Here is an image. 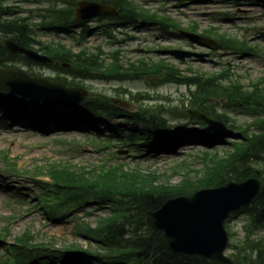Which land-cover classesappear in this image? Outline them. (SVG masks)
Returning <instances> with one entry per match:
<instances>
[{
	"label": "trees",
	"instance_id": "16d2710c",
	"mask_svg": "<svg viewBox=\"0 0 264 264\" xmlns=\"http://www.w3.org/2000/svg\"><path fill=\"white\" fill-rule=\"evenodd\" d=\"M5 1L0 0V67L11 68L13 57L5 49L3 39L11 38L26 48H32L37 41L33 37L32 15H21L18 8L5 5ZM77 1L64 0V9H51L48 19L41 21L40 28L70 34L76 26L72 12ZM94 1L107 3L121 10V14L124 13L119 15L122 22L135 16L145 21L175 25L171 19L151 13L133 0ZM189 29L195 31V27ZM202 34L214 37L219 48L239 53L255 52L246 40L219 33L213 28L205 29ZM36 50L59 63H69L67 71L74 77L81 75L83 78L114 77L132 80L151 76L154 78L152 85L177 83L194 86V90H189V105L180 114L181 118L196 122L197 120L188 114L189 108L195 109L222 121L229 128H235L239 136L232 141H226L225 135L195 137L204 144L225 145L224 154L218 156V153H212L211 156L207 151L201 152L197 157L201 159L202 166L185 168L181 181L174 185L164 177H159L161 174L156 175L152 171L137 173L135 170L124 169L120 164L102 165L92 171L70 165V162L61 166L49 165L44 169L49 178L48 182L34 179L39 187L34 195V207H40L48 218L64 217L66 213L85 207L86 203L94 204L95 209H104L106 212L103 216H97L95 225L83 222L80 217L81 222L76 223L74 227L76 234L88 242L89 249L82 248L77 243H70L61 249L54 248L49 241L36 244L32 234L26 229L14 238L12 245L7 246L6 252L9 255L5 256L6 263H39L42 254L40 252H43L47 256H53L58 264L72 261L78 255L96 264H211L172 255L162 234L146 224V213L159 208L168 197L190 195L200 188L218 186L228 180L240 181L256 176V172H259L263 178L261 190L252 204L242 211L247 215L248 239L246 243L241 242L245 244L243 246H240V243L238 247L234 244L231 247L235 249L232 253L234 264H264V240L256 237L255 243L253 237H250L255 235L264 223V86L260 80L250 82V88L246 89L247 87L243 88L239 82H225L222 78L224 70L220 75L184 76L176 66L164 60L133 64L128 68H123L118 63L101 66L94 55L83 50L77 54L72 53L59 42L39 43ZM0 102L8 105L10 110L16 109L19 113L28 114L31 119L44 116L48 108L46 104L12 96L2 87ZM220 103L223 107L245 109L255 115L252 121L254 129L249 131L248 127L229 124L227 115L219 113L216 109ZM163 110L142 108L133 113L126 112L114 105L106 95L100 94L96 99L84 100L67 115L56 120L58 127L76 126L91 129L93 125L100 124L107 130L103 136L94 130L96 135L92 138L95 140L92 143L97 142L98 148L117 141L121 145L132 146L135 152L141 153L147 147L165 143L170 147L177 142V138L171 135L170 127L166 124L167 118L162 114ZM120 117L127 121V127L122 126L120 129L118 123L106 121L112 118L121 119ZM197 123L202 125L201 122ZM120 131L125 135L119 134ZM212 141L213 143H210ZM35 172L43 173L39 169ZM192 173H196L198 177H189L188 174ZM2 232L7 233V229H2Z\"/></svg>",
	"mask_w": 264,
	"mask_h": 264
},
{
	"label": "rangeland",
	"instance_id": "374dc122",
	"mask_svg": "<svg viewBox=\"0 0 264 264\" xmlns=\"http://www.w3.org/2000/svg\"><path fill=\"white\" fill-rule=\"evenodd\" d=\"M45 1L8 0L7 3L17 5L22 11L32 10L34 14L36 7L49 5ZM133 1L151 13H161L173 18L182 28H187L191 23H195L197 32H202L211 26L218 32L243 38L251 46H256L258 53L238 54L193 44L179 35L177 31L156 24L136 22L134 21L135 17H132L125 27H115L113 23L109 24L108 16H104L103 24H108L113 43L105 42L107 37L101 34L102 28L98 27L99 21L96 17L89 22L88 26L92 30L87 33L82 44L87 47L88 53L97 55V62L101 66L113 62L110 53L118 51L117 60L124 66H128L130 63L136 64L139 59L142 63H151L162 58L167 63L176 66L180 74L184 76L200 74L206 76L225 69V75L222 76L225 82H229V80L239 82L243 88L249 89L251 81L262 80L264 86V54H262L264 52V0ZM33 19L35 20L33 23L39 20L37 17H33ZM34 34L40 41L39 43L59 41L64 43V46H70L75 52L79 48L72 42V39L65 36H56L38 28L35 29ZM99 46L100 48L97 50L96 48ZM36 47L37 45L34 44V48ZM166 49L191 51L199 56L195 55L178 61L157 52ZM100 50L102 52L98 54L97 52ZM18 57L15 56L14 67L29 75L34 74L55 81L57 74H60V76L66 77L67 81L71 79L62 71L58 72L45 64L31 62L28 64ZM151 80L153 79L149 76L141 80L115 79L114 77L109 80L76 78V82L81 83L87 89L88 96L86 97L106 94L110 100L112 99V103L120 105L127 112H135L142 108L164 109L162 114L167 118L166 124L171 127L172 134L183 139L186 138L185 140L181 139L179 144L171 150L157 149L152 146L137 153L132 146H124L117 141L98 148L97 142L96 144L92 143L94 140L92 138L95 136L92 131H102L101 135H104L107 128L101 125L92 126V130L76 126L57 127L58 125L54 121L55 116L61 117L67 111L62 106L49 105L45 116L40 120L30 122L23 119L22 123L7 121L8 115L3 114L0 108V230L3 227L7 229L5 236L0 239V260H3L7 255L4 245L11 244L12 240L25 229L32 234L33 242L36 244L40 241H49L51 246L61 249L70 243H77L82 248L89 249L88 242L76 234L74 227L76 223L81 222L80 217L83 222L95 225L97 216L105 214L104 209L97 210L94 204L86 203L85 207L80 210H74L66 213L64 217L49 220L40 207H33L36 202L34 195L38 192L39 187L32 180L34 177L40 181L48 179L44 169L49 165L61 166L70 162V165L92 171L102 165L120 164L124 169L135 170L137 173L152 171L153 174H161L159 177H164L174 185L181 181L185 168L189 166L200 168L202 166L201 159L198 158L202 151H208L211 156L215 151L218 156L224 154L225 145L217 143L215 147L189 137H194L195 134L209 135L199 133L200 130L194 132L192 129L200 126L198 121L183 120L180 115L189 105L190 94L188 91L194 90L195 87L174 83H158L153 86ZM223 106L220 103L216 109L219 113L227 115L229 124H233L235 127H248L249 131L254 129L252 121L255 119V115H251L245 109ZM107 122L118 123L120 129L127 127L128 124L124 118H112ZM85 134L89 136H84ZM119 134L125 135L121 131ZM225 135L227 141H232L239 136V133L235 128H230ZM11 165H14V168ZM37 169L44 175L36 173ZM195 174H188V176L191 177ZM195 177L198 176L195 175ZM232 215L233 213L225 221L229 242L236 245H240L241 242L246 243L249 234L246 226L247 216L243 213ZM250 237H253L255 243L256 237L264 240V223L257 229L255 235ZM243 245L245 244L241 243V246ZM234 250L231 247L225 253L232 257ZM42 257L45 264H55L50 256L42 254ZM78 258L77 264H83V262L95 264L92 261H85L81 255H78ZM69 264L74 263L69 262Z\"/></svg>",
	"mask_w": 264,
	"mask_h": 264
},
{
	"label": "water",
	"instance_id": "95a60500",
	"mask_svg": "<svg viewBox=\"0 0 264 264\" xmlns=\"http://www.w3.org/2000/svg\"><path fill=\"white\" fill-rule=\"evenodd\" d=\"M110 12H115L113 7L89 1H80L75 10L78 19ZM184 35L193 41L215 45L210 39L189 33ZM4 43L12 54H23L33 62H51L48 57L24 49L10 39ZM164 53L180 60L192 56L183 51ZM0 84L12 93L65 107L76 106L86 95V91L79 87H66L60 82L30 77L21 71L0 69ZM189 113L207 124L203 132L218 133L225 130L221 122L201 112L189 110ZM260 187L261 180L251 177L240 182L228 181L219 187L203 188L190 196L168 197L159 208L146 213V223L162 234L171 254L211 261L214 264H232L224 254L228 245L224 222L232 212L249 205Z\"/></svg>",
	"mask_w": 264,
	"mask_h": 264
},
{
	"label": "bare ground",
	"instance_id": "6f19581e",
	"mask_svg": "<svg viewBox=\"0 0 264 264\" xmlns=\"http://www.w3.org/2000/svg\"><path fill=\"white\" fill-rule=\"evenodd\" d=\"M77 262H79V261H77ZM77 262H76V263H74V264H77ZM83 264H85V263L83 262Z\"/></svg>",
	"mask_w": 264,
	"mask_h": 264
}]
</instances>
